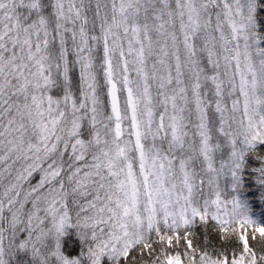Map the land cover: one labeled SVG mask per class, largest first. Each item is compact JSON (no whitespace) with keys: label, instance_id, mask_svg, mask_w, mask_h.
Here are the masks:
<instances>
[{"label":"snow or ice","instance_id":"snow-or-ice-1","mask_svg":"<svg viewBox=\"0 0 264 264\" xmlns=\"http://www.w3.org/2000/svg\"><path fill=\"white\" fill-rule=\"evenodd\" d=\"M0 264H264V0H0Z\"/></svg>","mask_w":264,"mask_h":264}]
</instances>
